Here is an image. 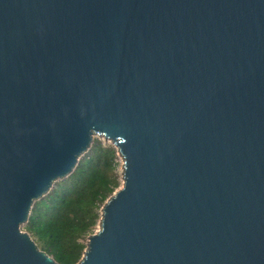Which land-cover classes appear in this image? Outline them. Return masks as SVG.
Masks as SVG:
<instances>
[{
  "label": "water",
  "instance_id": "water-1",
  "mask_svg": "<svg viewBox=\"0 0 264 264\" xmlns=\"http://www.w3.org/2000/svg\"><path fill=\"white\" fill-rule=\"evenodd\" d=\"M98 134L123 156L77 264H264V0H0V264Z\"/></svg>",
  "mask_w": 264,
  "mask_h": 264
},
{
  "label": "trees",
  "instance_id": "trees-1",
  "mask_svg": "<svg viewBox=\"0 0 264 264\" xmlns=\"http://www.w3.org/2000/svg\"><path fill=\"white\" fill-rule=\"evenodd\" d=\"M117 148L95 140L75 170L35 201L26 229L61 264H77L100 219L105 201L119 186Z\"/></svg>",
  "mask_w": 264,
  "mask_h": 264
},
{
  "label": "rangeland",
  "instance_id": "rangeland-1",
  "mask_svg": "<svg viewBox=\"0 0 264 264\" xmlns=\"http://www.w3.org/2000/svg\"><path fill=\"white\" fill-rule=\"evenodd\" d=\"M95 140H100V141H102V142L105 143V144H112V145H113L112 141L106 140L103 136L98 135V134H96V135L94 136V141H95ZM94 141H93V143H94ZM93 143H92V144H93ZM116 162H117V170H118L119 181H120L119 186L116 188V190H117L118 188H120V187L123 185V163H122V154L118 151V149H117V158H116ZM63 179H64V178H63ZM63 179H59V180H57V181L54 183V185H53V187L51 188V190H53V189L56 187L57 183L61 182ZM51 190H50L49 192H51ZM49 192H48V193H49ZM100 214H101V210H100ZM99 220H100V219H99ZM26 225H27V223H25V224L22 226V229L25 230V231H27V229H26ZM98 225H99V221H98V223L94 226L92 233H94L96 230H98V228H99ZM27 232H28V231H27ZM28 233H29V232H28ZM29 234H30V233H29ZM30 235L32 236V238H33L35 241L37 240L36 235H33V234H30ZM82 241H83V243H84L85 245H87L88 237L84 238ZM36 242H37V241H36ZM37 244H39V242H38Z\"/></svg>",
  "mask_w": 264,
  "mask_h": 264
},
{
  "label": "built area",
  "instance_id": "built-area-1",
  "mask_svg": "<svg viewBox=\"0 0 264 264\" xmlns=\"http://www.w3.org/2000/svg\"><path fill=\"white\" fill-rule=\"evenodd\" d=\"M122 163H123V156H122Z\"/></svg>",
  "mask_w": 264,
  "mask_h": 264
}]
</instances>
